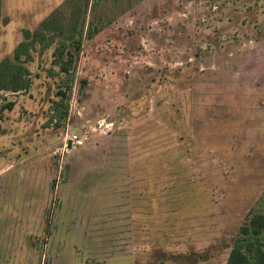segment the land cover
I'll return each instance as SVG.
<instances>
[{"label":"rangeland","instance_id":"rangeland-1","mask_svg":"<svg viewBox=\"0 0 264 264\" xmlns=\"http://www.w3.org/2000/svg\"><path fill=\"white\" fill-rule=\"evenodd\" d=\"M65 1L2 0L0 60ZM88 1L66 123L53 48L0 93V264H227L264 192V0Z\"/></svg>","mask_w":264,"mask_h":264},{"label":"trees","instance_id":"trees-1","mask_svg":"<svg viewBox=\"0 0 264 264\" xmlns=\"http://www.w3.org/2000/svg\"><path fill=\"white\" fill-rule=\"evenodd\" d=\"M102 2L96 0V6ZM88 6V0H66L36 30H23L24 41L11 57L0 60V93L20 94L30 90L32 80L28 64L34 61L35 53L53 48V65L58 68L63 85L57 93L59 101L53 105L52 121L66 123L83 42L95 35L93 28L86 26ZM1 12L2 0L0 26L8 22ZM13 106L11 103L7 108L11 110ZM227 264H264V192L239 228Z\"/></svg>","mask_w":264,"mask_h":264},{"label":"built area","instance_id":"built-area-1","mask_svg":"<svg viewBox=\"0 0 264 264\" xmlns=\"http://www.w3.org/2000/svg\"><path fill=\"white\" fill-rule=\"evenodd\" d=\"M68 141L72 142L73 148H81L85 144V140L80 138L78 135L70 136Z\"/></svg>","mask_w":264,"mask_h":264},{"label":"water","instance_id":"water-1","mask_svg":"<svg viewBox=\"0 0 264 264\" xmlns=\"http://www.w3.org/2000/svg\"><path fill=\"white\" fill-rule=\"evenodd\" d=\"M67 147L68 151H71L73 149L72 142L69 141Z\"/></svg>","mask_w":264,"mask_h":264}]
</instances>
